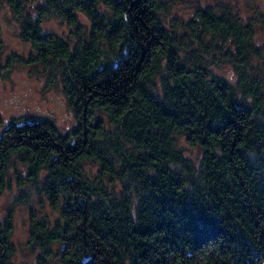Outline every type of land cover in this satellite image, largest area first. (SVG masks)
I'll use <instances>...</instances> for the list:
<instances>
[{
  "label": "trees",
  "instance_id": "obj_1",
  "mask_svg": "<svg viewBox=\"0 0 264 264\" xmlns=\"http://www.w3.org/2000/svg\"><path fill=\"white\" fill-rule=\"evenodd\" d=\"M6 1L29 50L0 71L55 72L75 117L60 133L0 115V193L13 181L27 206L34 264H264V15L216 0L164 25L162 0ZM49 14L65 36L40 30ZM221 63L233 82L211 71ZM11 233L6 208L0 264Z\"/></svg>",
  "mask_w": 264,
  "mask_h": 264
},
{
  "label": "rangeland",
  "instance_id": "obj_2",
  "mask_svg": "<svg viewBox=\"0 0 264 264\" xmlns=\"http://www.w3.org/2000/svg\"><path fill=\"white\" fill-rule=\"evenodd\" d=\"M164 9L158 14L164 25H168L171 18L184 19L188 17L196 5H206L216 0H162ZM226 2L235 10L242 19L251 14L264 15V0H218ZM78 18L83 24L88 23V18L77 11ZM18 20L14 18L11 8L6 0H0V60L3 64L5 55L9 52L25 57L29 50V44L18 35ZM70 25L55 14L44 17L40 23V30L43 32H54L65 36ZM255 37L262 45L264 57V29L256 28ZM0 71V115L3 121L10 116L18 114H36L47 116L56 125L60 133L71 128L75 123L73 111L66 102L65 94L55 72L43 69L40 63H12L9 68H2ZM212 72L221 75L233 82L235 72L229 64L210 65ZM54 73L53 75H51ZM177 143L182 146L183 152L190 158L198 154L196 148L184 143L178 138ZM89 169L88 166H85ZM93 168L90 169L92 171ZM16 188L13 181H10V188L0 193V213L10 209L12 217L11 240L14 251L11 256V264H34V252H30L24 242L26 232L27 206L14 202L13 197ZM33 204V203H32Z\"/></svg>",
  "mask_w": 264,
  "mask_h": 264
}]
</instances>
